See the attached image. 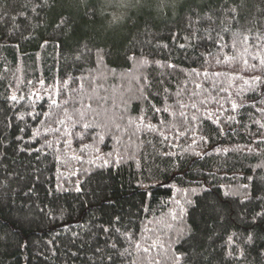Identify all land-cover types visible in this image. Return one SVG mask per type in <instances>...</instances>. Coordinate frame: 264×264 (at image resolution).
<instances>
[{"label":"trees","instance_id":"1","mask_svg":"<svg viewBox=\"0 0 264 264\" xmlns=\"http://www.w3.org/2000/svg\"><path fill=\"white\" fill-rule=\"evenodd\" d=\"M109 12L0 0V264H264V0Z\"/></svg>","mask_w":264,"mask_h":264},{"label":"rangeland","instance_id":"2","mask_svg":"<svg viewBox=\"0 0 264 264\" xmlns=\"http://www.w3.org/2000/svg\"><path fill=\"white\" fill-rule=\"evenodd\" d=\"M104 7L110 11L111 17H118L124 14L131 7L139 6L140 4H149L157 6H164L171 3L173 0H101Z\"/></svg>","mask_w":264,"mask_h":264},{"label":"snow or ice","instance_id":"3","mask_svg":"<svg viewBox=\"0 0 264 264\" xmlns=\"http://www.w3.org/2000/svg\"><path fill=\"white\" fill-rule=\"evenodd\" d=\"M255 79L259 80L260 78L257 77V78H255ZM11 99H12L13 101H16L17 97H16V96H12ZM232 108H233V110H236L237 105H236L235 103H233ZM163 111L166 112V111H168V109L165 108V109H163ZM261 111H264V109H261ZM140 119H142V120H143V119H146V116H145V117H141ZM85 127H87V126H85ZM145 127H147L149 130H152L150 124H146ZM177 135H179V132H177ZM163 139H164V140H168V136H167V135H164V136H163ZM197 155H199V154H197ZM244 187L247 188V185H245ZM76 191H77V192H80V191H81L80 186H77V187H76ZM192 191L195 192L196 189H193ZM225 195H228V193L225 192ZM257 215H259V214H257ZM174 218H175V217H174ZM119 219H120L119 217H116V218H115V222L118 223V222H119ZM109 230H110L109 228H103V231H105V232H108ZM115 230H116L117 232L119 231L118 228H116ZM0 239H3V237H0ZM248 240H249V242H251V241H252V237L249 236V237H248ZM145 251H148V250L145 249ZM178 259H179V257H178Z\"/></svg>","mask_w":264,"mask_h":264}]
</instances>
